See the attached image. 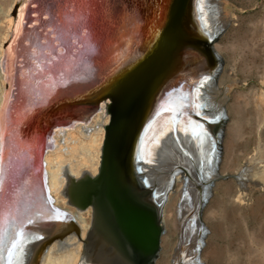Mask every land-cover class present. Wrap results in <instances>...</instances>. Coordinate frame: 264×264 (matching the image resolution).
Wrapping results in <instances>:
<instances>
[{
  "label": "water",
  "instance_id": "1",
  "mask_svg": "<svg viewBox=\"0 0 264 264\" xmlns=\"http://www.w3.org/2000/svg\"><path fill=\"white\" fill-rule=\"evenodd\" d=\"M193 1L30 0L23 12L21 35L10 43L11 92L28 96L27 119L21 129L22 136L30 134L34 139L28 170L40 174L37 162L51 140L48 131L61 127L57 122L93 115L103 104L110 116L98 173L77 180L70 177L64 188L73 210L90 212L83 264L88 259L103 264L157 263L165 234V205L175 193L177 177L187 184L194 174L187 169L188 161L173 174L164 170L171 183L162 191L158 188L161 173H155V167L144 165L140 172L135 168V146L159 116L180 107L178 100L185 98L188 85L198 94L207 119L189 108L181 109V114L193 120L197 130L207 131L216 145L212 152L203 148L200 154L205 163L213 159L218 175L201 180L198 191H204L206 198L197 215L208 203L216 181L223 178L220 165L227 115L224 108H213L208 86L219 89L224 59L215 43L227 28H219L210 40L193 19ZM212 7L206 0L204 8ZM170 119L174 123L177 117ZM182 142L178 148L183 154L188 140ZM3 174L2 160L0 200L7 187ZM52 212L59 215L53 207ZM40 217L36 227L32 224L33 231L45 220V215ZM100 239L105 244L96 248L94 242ZM99 247L113 254L101 257Z\"/></svg>",
  "mask_w": 264,
  "mask_h": 264
},
{
  "label": "bare ground",
  "instance_id": "2",
  "mask_svg": "<svg viewBox=\"0 0 264 264\" xmlns=\"http://www.w3.org/2000/svg\"><path fill=\"white\" fill-rule=\"evenodd\" d=\"M168 1L165 0L164 4H167ZM196 1L194 0L191 5L193 19L198 24V29L210 40L214 38L219 28H229L231 21L224 15V0H210L213 7L208 11L204 8L206 0ZM29 2L30 0H0V169L3 160V175L7 186L5 194L1 196L0 200V264H83L85 243L88 242L87 234L91 227L90 219L88 220L90 212L84 214L73 210L68 205L69 201L64 195V188L69 183L70 177L77 180L83 178L85 174L94 176L98 173L106 134L105 127L110 122V116L106 114L103 104L101 110L93 115L81 114V116L69 119L64 123L57 122V127H61L48 131L47 137L50 135L51 140L46 144V147H43L37 162L40 165V174L37 175V172L31 168L28 170L29 147L31 140L34 139L30 134L22 136L21 130L24 129V122L27 119L28 96L16 95L11 92L9 70L14 63L10 43L12 44V41L14 42L21 35L23 12L27 10ZM166 18V13L161 15V23ZM161 23H158V26ZM215 50L219 53L216 47ZM224 74H226L225 81L232 82L235 69L232 67L229 73ZM189 78L188 80H191L190 76ZM189 82L186 81L187 84ZM211 86H208L210 97L214 99L218 90H214ZM191 89L189 85L185 89L187 91L185 98L187 97L189 100L185 101V98L180 97L178 100L180 107L174 106L159 116L143 131L140 141L135 146V168L140 172L144 165L155 167L157 169L155 173H161L158 176L160 182L158 188L162 191L171 183L169 173L164 175L162 166L165 164L167 154L174 160L176 157L181 158L182 153L178 148L180 140L185 143L188 140L183 154L189 158V165L195 166L197 173L199 172L197 163L199 166L198 160L201 156L196 158L198 157L195 154L197 153L196 148L201 146L198 150L206 148L209 152L215 150V141L208 132L204 129L203 131L197 130V124L181 114V109L189 108L194 114L207 119L201 107L203 103L199 100L198 94ZM223 92L225 94L227 91ZM190 99L194 101L192 104L189 102ZM38 115L41 118V114ZM171 116L177 117L176 122H172ZM176 124L179 127H176ZM203 134L204 136H200ZM203 137L206 138V142L202 139ZM191 151H194L193 155ZM175 152L178 153V156ZM177 161L181 164V160ZM212 161L213 159L209 157L206 163H209L207 165L209 169L214 170L215 166L211 164ZM203 162L205 163V161ZM179 166L181 165L174 166L172 170L167 171L173 174L172 171L176 172ZM256 170L255 172L250 170V176H246L247 173H244L245 175L235 187L237 191L232 195V198H229L230 202L238 204L247 200L244 193L247 182L254 186L264 187V183L258 178L260 173L257 174ZM180 178V176L177 177L182 185L181 190L179 188V191L175 192L171 199L169 197V202L164 208V214L168 203L172 206L170 209H173V206L175 208L174 215L177 218L174 220L178 219L179 221L177 247L172 255L171 250L162 253V259L167 260L172 256V264H201L202 259L199 255L201 232H196L193 225L192 228L189 227L190 223L194 224V217L188 219L179 215L182 208L179 204L181 205L182 200L186 202L184 198L191 193L187 185L191 184V181L197 185L200 183L193 178L186 184ZM199 178L201 177L199 176ZM205 178L202 177L201 180ZM236 194L238 195L236 196ZM204 198L200 199V205ZM52 207L60 216L52 212ZM41 215H45V220L41 221L33 231L32 224L36 223L37 225V221L42 218ZM202 227L204 228V225ZM94 243L96 248L97 245L105 244L102 239ZM191 246L195 247L194 250ZM98 250V255L101 257L113 254L107 250L103 253L100 247ZM88 260V264H103L99 263L102 260L98 261L97 259L96 263L92 262V259Z\"/></svg>",
  "mask_w": 264,
  "mask_h": 264
},
{
  "label": "rangeland",
  "instance_id": "3",
  "mask_svg": "<svg viewBox=\"0 0 264 264\" xmlns=\"http://www.w3.org/2000/svg\"><path fill=\"white\" fill-rule=\"evenodd\" d=\"M223 12L231 24L215 43L224 59V70L219 80L220 88L212 100L213 108L219 111L224 108L227 115L220 165L223 178L216 181L200 216L197 209L206 194L199 193V185L191 181L187 185L191 193L184 198L188 204L182 200L184 204H179L182 206L179 215L188 219L194 217V224L190 223L189 227L193 225L196 232H201V264H264V187L247 182L244 191L247 200L238 204L229 200L237 191L235 187L242 176L251 175L250 170L257 169L258 178L264 183V0H224ZM232 67L235 69L232 82L225 81L224 73H229ZM223 89L227 91L225 94ZM200 147L195 153L198 158ZM191 152L193 155L194 151ZM182 156L185 159L182 160ZM201 158L199 166L197 163L199 174L192 164L187 167L199 183L202 177L211 179L218 175ZM177 160H181V164ZM187 160L189 162L184 154L175 160L167 154L162 168L172 170L174 166L186 165ZM180 185L178 182L175 192L181 190ZM173 196L171 193L170 199ZM170 208L168 203L163 218L162 252L156 264H172V256L165 260L162 255L170 250L171 255L174 254L177 247L179 221L174 220L177 218L174 206ZM191 247L194 250L195 247Z\"/></svg>",
  "mask_w": 264,
  "mask_h": 264
},
{
  "label": "snow or ice",
  "instance_id": "4",
  "mask_svg": "<svg viewBox=\"0 0 264 264\" xmlns=\"http://www.w3.org/2000/svg\"><path fill=\"white\" fill-rule=\"evenodd\" d=\"M0 182H2V177H0Z\"/></svg>",
  "mask_w": 264,
  "mask_h": 264
}]
</instances>
